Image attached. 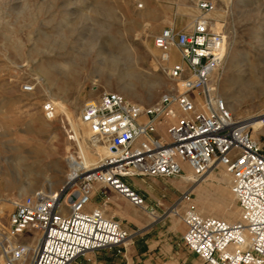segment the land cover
<instances>
[{
	"label": "rangeland",
	"instance_id": "rangeland-1",
	"mask_svg": "<svg viewBox=\"0 0 264 264\" xmlns=\"http://www.w3.org/2000/svg\"><path fill=\"white\" fill-rule=\"evenodd\" d=\"M199 1L0 0V226L8 224L12 202L49 189L48 178L54 181L53 191L62 187L71 172L69 156L87 167L103 157L105 147H92L85 124L82 149L73 138L81 134L77 128L88 100L122 90L130 100L150 105L175 87L161 70L154 45L155 35L165 27L187 30L204 17L213 30L222 32L227 48L215 74L219 92L233 105L236 118L264 120V0H211L215 8L208 13L199 9ZM107 52L121 54L133 67L126 80L96 69ZM241 69L247 70L242 74ZM242 78L246 83L239 84ZM47 100L59 105L52 120L43 112ZM61 106L70 111L71 121ZM251 123L252 136L264 148V124ZM166 128L167 123L160 124L157 135L167 141ZM183 170L174 177L139 176L146 179V190L130 184L143 196V207L96 185L88 208H103L132 234L124 245L100 250V264H168L179 253H193L177 232L190 204L204 214L238 220L239 204L224 167L199 184L184 180L190 168L184 165ZM155 202L160 207L150 213L147 205Z\"/></svg>",
	"mask_w": 264,
	"mask_h": 264
},
{
	"label": "built area",
	"instance_id": "built-area-1",
	"mask_svg": "<svg viewBox=\"0 0 264 264\" xmlns=\"http://www.w3.org/2000/svg\"><path fill=\"white\" fill-rule=\"evenodd\" d=\"M198 7L208 13L215 3L200 0ZM154 45L175 87L150 105L118 91H104L84 105L81 120L91 128V141L104 142L111 153L60 191L39 189L13 201L8 224L0 226V264H73L86 252L124 245L131 232L103 208H88L96 185L143 207V196L127 179L174 177L184 165L193 171L194 184L224 167L240 208V218L230 222L190 204L183 214L184 245L201 264H264V148L219 92L215 74L225 59V35L199 17L187 30L163 28ZM58 110L55 101L44 102L47 119ZM162 123L167 141L157 135Z\"/></svg>",
	"mask_w": 264,
	"mask_h": 264
},
{
	"label": "bare ground",
	"instance_id": "bare-ground-1",
	"mask_svg": "<svg viewBox=\"0 0 264 264\" xmlns=\"http://www.w3.org/2000/svg\"><path fill=\"white\" fill-rule=\"evenodd\" d=\"M143 5H141V7H142ZM262 30V29H261ZM261 39V38H260ZM87 44H89V42H86ZM84 45H86V44H84ZM83 46V45H82ZM84 47V46H83ZM123 51L124 50H128L129 49V47L128 46H126V47H124V48H121ZM132 51V50H131ZM128 53V52H127ZM126 55H128L129 56V54H126ZM244 56H246V55H244ZM248 56H251V53H249V54H247V57ZM127 57V56H126ZM249 58V57H248ZM248 58H247V60H248ZM225 60V59H224ZM134 61V60H133ZM249 62H250V60H249ZM134 63V62H133ZM235 63V62H234ZM251 63V62H250ZM253 63V62H252ZM252 65V64H251ZM255 67V66H254ZM132 66L131 65H129V63L128 62H126L124 59H122V57H121V54L120 55H117V54H113V53H111V52H107L106 54H105V57H104V59H102V60H99L98 61V65H97V67H96V69L99 71V72H104V73H109V74H117V75H119L120 76V79L121 80H126L125 79V77H128V76H130L133 72H132ZM256 68V67H255ZM241 70H243L242 71V74L244 73V71L245 70H247V69H241ZM255 70V69H254ZM132 72V73H131ZM124 78V79H123ZM238 83L239 84H243V83H246V80L244 79V78H242V79H240V81H238ZM248 84V83H247ZM120 92H122V94H123V91L121 90ZM230 92V91H229ZM235 93V92H234ZM124 95V94H123ZM128 95V94H127ZM223 97H224V99L226 100L227 98L224 96V95H222ZM133 97V96H132ZM91 101H93V99H90V100H88L87 102H91ZM86 102V103H87ZM226 102H227V105H228V107L230 108V110L233 108V105L232 104H229V101H227L226 100ZM138 103V102H137ZM56 104H57V102H56ZM140 104H142V103H140ZM57 106H58V108H59V105L57 104ZM61 109H62V112L63 113H65L66 115H67V118L71 121V118H72V115H71V113H70V111H68L66 108H63L62 106H61ZM80 120H81V117H80ZM245 120V119H244ZM248 122H249V120H248ZM251 122H253L254 124H261V126L264 124V120H257V118H254V119H252L251 120ZM251 122H249V124L254 128V125L251 123ZM72 123V122H71ZM41 124H47V123H45V121L43 122H41ZM49 124V123H48ZM83 124H85L86 126H88V128H89V134H88V140H89V142H90V144L92 145V147L94 148V149H99V148H101V146H104L105 147V149L106 150H104L103 151V157L100 159V161H98V162H96L95 164H93L92 166H90V167H87V166H85L83 163H81L80 162V160L78 159V158H76L75 156H69L68 157V159H67V161H68V166H69V169L71 170V172L66 176L67 178H66V180L63 182V185H62V187L58 190V191H60L70 180H72L73 178H75V176H76V174H78V172L80 171V170H87V169H93V168H96V167H98L100 164H101V162L103 161V159L107 156V155H109L110 153H111V151L108 149V147H107V145L105 144V143H103V142H92L91 141V139H90V136H91V128H90V126H89V124H87V123H85V122H83L82 120H81V122H80V124L78 125V127L79 128H77V131L78 130H80L81 131V134H78L77 135V138L76 137H74L73 136V138H75L76 139V141H77V144H79V147L82 149L83 148V141H84V133H85V129L83 128ZM256 126V125H255ZM73 127H75L74 125H73ZM264 127V126H263ZM84 132V133H83ZM58 164V163H57ZM86 164V163H85ZM55 167V166H54ZM59 168H61L60 166H59ZM59 171V170H58ZM63 171V170H62ZM213 172V170L212 171H210L208 174H211ZM226 173L230 176V174L226 171ZM184 179L185 180H191V181H193V180H195V176H194V174H193V171L190 169V175H189V177H184ZM203 180V179H202ZM202 180H200L199 182H198V184L202 181ZM230 182H231V176H230ZM47 184H48V187H49V190H51V191H53L52 189H53V186H54V181L52 182V180L50 179V178H48L47 179ZM55 192V191H54ZM13 203V202H12ZM90 206V204L88 205V207ZM95 208H97V207H95ZM200 212V211H199ZM200 213H202V212H200ZM202 214H204V213H202ZM204 215H210V214H204ZM211 216H214V215H211ZM239 216H240V213H239ZM239 216H238V219H239ZM228 221H230V220H228ZM230 222H233V221H230ZM130 240V239H129ZM128 240V241H129ZM32 243V245H33V242H31Z\"/></svg>",
	"mask_w": 264,
	"mask_h": 264
},
{
	"label": "crops",
	"instance_id": "crops-1",
	"mask_svg": "<svg viewBox=\"0 0 264 264\" xmlns=\"http://www.w3.org/2000/svg\"><path fill=\"white\" fill-rule=\"evenodd\" d=\"M133 179L135 180L136 183L133 182L131 179L128 180L131 185L136 186L137 189H140V190L141 189H144V190H146L145 189L146 188V184H147L146 179H144V178H138V177H133ZM183 179H184V177H183ZM147 206H148V209H149L150 213H153V211H157V208L160 207V204H156V202H155L152 205H149L148 204ZM91 207L92 206L90 204L89 208H91ZM155 207H156V210H155ZM163 214H165V212H163L161 214V216ZM155 216H157V215H155ZM177 232H178V234L180 236V240L183 241V235L186 232V225H185V223H184L183 226H179ZM106 249H108V248H106ZM109 249H111V248H109ZM171 249H172V247H171ZM102 250H104V249H102ZM167 250L169 251V249H167ZM99 251L100 250L86 252L85 254L79 256L78 259L73 264H100V261L98 260L97 255H96ZM178 255L179 256H176L175 258H172L171 261H169L168 264H180V263H178L180 261H182L183 264H201L200 257L196 253H194V252L193 253H190V254H180L179 253ZM156 264H163V261H160V262L158 261Z\"/></svg>",
	"mask_w": 264,
	"mask_h": 264
},
{
	"label": "water",
	"instance_id": "water-1",
	"mask_svg": "<svg viewBox=\"0 0 264 264\" xmlns=\"http://www.w3.org/2000/svg\"><path fill=\"white\" fill-rule=\"evenodd\" d=\"M114 150V148H112Z\"/></svg>",
	"mask_w": 264,
	"mask_h": 264
}]
</instances>
